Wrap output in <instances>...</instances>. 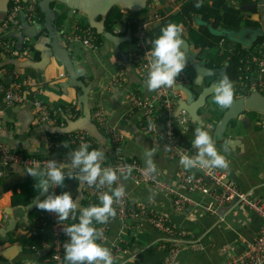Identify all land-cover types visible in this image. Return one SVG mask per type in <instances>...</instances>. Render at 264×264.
<instances>
[{"label": "crops", "instance_id": "obj_1", "mask_svg": "<svg viewBox=\"0 0 264 264\" xmlns=\"http://www.w3.org/2000/svg\"><path fill=\"white\" fill-rule=\"evenodd\" d=\"M134 1L135 6L142 4L141 0ZM188 1L146 0L144 8L136 12L119 6L112 7L111 10L118 8L123 14L120 21L113 23L112 32H108L116 39L110 41L98 34L100 39H97V46L94 49H86L74 41L78 28L90 27L86 15L57 2L50 4L57 14L53 25L56 33H59L61 44L67 48L70 60L79 72L80 80L89 88L88 103L91 114L101 107L108 123L122 133L124 143L121 146V155L125 160L136 161L146 169L145 153L150 148L155 149L152 160L156 171L152 174L172 185L176 184V162L169 158L165 141V120L168 117L175 120L180 110H191L202 90L211 84L215 85L223 77L221 73L201 76L192 65L200 63L208 70H221L228 65L229 51L247 49L254 46L258 39L264 40V0L253 2L226 0L228 6L239 10L240 15L254 22V25H242L238 29L222 25L213 28L230 32L229 38H222L223 40L214 47L199 49L195 46L190 32H198L201 28L208 29L207 26H210L200 16H192L173 23L180 27L187 65L179 76L180 82L171 88L165 87L174 103L172 111L167 113L158 107L154 130H151L141 110L134 109L125 99V95L131 91L142 99L149 98L153 93L147 90L146 83L141 80L128 59L130 53L138 50L134 39L136 29L131 33L127 27L128 20H133L136 28L147 24L144 41L145 50L150 55L151 41L160 34L163 27L167 26L163 25V21L179 14ZM11 3L12 0H9L6 6V3L2 4L0 0V22L6 17ZM210 3L211 0H208V4ZM39 10L35 21H29L24 13H20L18 15L20 29L7 35L14 40L18 51L27 53L21 58H14L0 51V82L6 86L14 81L23 83L29 98H41L45 104L52 106L58 115L54 124L40 123L30 103L10 107L0 96L2 125L0 143L26 156L54 160L58 164H67L70 168V153L76 147L67 144L57 151L50 152L47 149L48 139L58 141L56 136L52 135H64L62 131L68 123L82 116V108L78 101L81 91L71 84L66 85L67 74L63 65L53 57H48L52 42L46 34V28L43 27L45 15L40 8ZM106 17L96 19L102 23L105 32ZM60 18H63L61 23ZM120 30L123 32L115 33ZM71 109L77 113H72ZM187 110L185 111L188 112ZM225 111L226 108L214 102V95L210 96L204 106L196 111L194 109L193 113L190 112L192 117L190 116L187 130L179 132L181 143L190 147L195 130L201 127L207 130L212 135L218 152L225 155L229 161L228 168L215 169L225 172L241 191L251 192L255 198L264 199V115L245 112L240 119L230 122L221 137L215 138V126ZM78 113L80 115L74 118ZM75 131H82L88 135L95 144L93 149L104 151L102 167L113 160L115 155L113 147L92 119L89 124H83L81 129ZM196 151L197 149L193 150L189 155H194ZM26 168L0 163V173L3 175L0 180V251L12 245L23 248L19 255L17 249L11 250L8 258L0 255L2 258L0 264L29 262L51 264L49 256L52 249L51 228L37 227L35 217L31 215L32 212H25V206H12L14 193H20L23 186L36 185L33 177L26 172L21 174ZM205 170L197 168L193 173L204 175ZM120 179L127 191L130 204L149 202L152 209L166 217L169 224L185 232L186 235L180 240L181 251L176 264H219L239 253L245 243L252 240L263 226V220L247 208L233 205L217 206L211 199L194 193L188 195L196 205L177 211L172 207L168 194L148 186H135L125 176H120ZM80 183L74 178H66L61 188L63 191L71 192L74 198L80 197L79 208L88 207L90 203L85 192L86 184L81 186ZM112 189L113 184L110 187L105 185V192H111ZM79 208L76 217L72 218V223L78 222ZM13 219L16 227L7 232L6 228L13 227L11 224ZM93 223L94 226L98 225L95 221ZM128 224L123 225L115 220L104 223L108 235L103 244L111 249L112 243L121 238L125 242L124 248L127 249L128 257L125 264H160L165 255L162 248L164 235L156 231L146 218ZM34 235L40 236L42 244L38 250L29 253L26 248L27 240Z\"/></svg>", "mask_w": 264, "mask_h": 264}, {"label": "built area", "instance_id": "obj_2", "mask_svg": "<svg viewBox=\"0 0 264 264\" xmlns=\"http://www.w3.org/2000/svg\"><path fill=\"white\" fill-rule=\"evenodd\" d=\"M40 0H26L21 3L20 0H12L11 6L6 17L0 22V51L9 57L21 58L27 52H20L15 46L12 38L8 34L20 29L18 15L24 13L29 21H35L38 16V3ZM255 1V0H249ZM147 24L136 28L134 39L138 50L130 53L128 59L131 65L137 71V74L146 82L147 72L150 68L151 56L145 50L144 32ZM123 31H115L120 34ZM74 41L79 42L86 49H94L97 46L96 31L90 27H81L75 33ZM249 51L238 52V66L235 70L234 81H232L234 94L236 98L248 96L252 92L264 94V40L247 48ZM235 52V51H234ZM232 53L229 51V54ZM229 60V57H228ZM178 77V82H180ZM118 84H120L117 81ZM0 96L5 104L10 107H19L30 103L36 114V119L40 123L54 124L58 115L57 111L48 104H45L39 97L29 98L24 90L23 83L14 81L6 86L0 82ZM125 99L134 109L141 110L146 123L154 130V121L157 117L156 109L159 107L163 111L170 113L174 103L169 96V91L165 87L154 90L147 99H142L134 92H128ZM92 121L108 138L114 149V158L110 163L103 167H110L117 172V180L113 182V189L124 185L120 176H125L128 181L135 186H148L154 190L164 192L171 197L172 207L179 211L187 206H195V202L189 197V193L199 194L205 198L211 199L217 206L233 205L244 207L255 213L263 220V226L258 234L250 241L245 243L244 248L233 257L225 259L219 264H264V199H258L252 196L251 192L241 191L237 184L231 180L223 171L215 168H209L204 171V175H195L193 169H185L180 164V158L183 155H189L196 150L193 146L186 147L181 143L180 130L186 131L190 116L185 110H180L175 118L171 120L168 117L165 120V141L168 148L169 158L176 162V184L168 182L148 173L138 162L125 160L121 155V146L124 143V136L114 127H112L106 118L104 110L99 107L91 114ZM212 129V126H211ZM0 130L2 125L0 123ZM178 130V131H177ZM67 135L65 141H56L48 139V151H57L67 144L76 149L83 143H88L90 150L94 147L93 140L82 131L71 132ZM0 163L3 165L15 164L30 167L39 164L46 168L48 159H39L26 156L23 153L11 150L8 146L0 143ZM131 172H128V168ZM3 175L0 173V180ZM56 194L63 192L60 186L50 189ZM86 196L90 205L99 204V197L105 193V185H85ZM113 208L116 215L109 220H115L123 225H129V222H136L146 218L150 225L165 237L162 248L165 255L160 264H176L177 257L181 251L180 240L186 235L184 231L168 223L166 217L156 213L149 202L130 204L127 191L124 188V195L118 200L114 199ZM36 226L44 229L51 228L52 231V249L50 255L51 264H65L64 245L67 243V235L63 227L72 224V218L59 221L54 213L42 210L35 216ZM101 231L102 236L98 242L103 243L108 235L107 227L103 224L95 225ZM125 242L118 238L111 245V253L114 258V264H125L127 262V249L124 248ZM126 255V257H125Z\"/></svg>", "mask_w": 264, "mask_h": 264}, {"label": "clouds", "instance_id": "obj_3", "mask_svg": "<svg viewBox=\"0 0 264 264\" xmlns=\"http://www.w3.org/2000/svg\"><path fill=\"white\" fill-rule=\"evenodd\" d=\"M184 41L180 36V27L169 23L163 27L160 34L151 41L150 68L147 72L146 88L149 92L162 87L171 88L178 83V77L187 65V56L182 45ZM214 102L222 108H228L233 102V84L227 75H224L214 87ZM192 146L197 149L194 155H183L180 164L185 169L205 170L209 168H228L229 161L225 155L218 152L212 135L205 129L197 128ZM155 149L150 148L146 153V171L154 173L156 166L152 156ZM225 152L227 149L225 148ZM105 153L99 149H91L88 143H83L70 153V168L67 164H58L48 160L46 168L34 164L21 171L36 180L38 192L47 193L43 199L36 200V208L55 214L59 221L75 218L79 208L80 197H73L69 191L56 194L50 189L63 186L66 178L79 180L80 185H107L111 186L117 180V172L110 167H102ZM67 169V170H66ZM131 172V168H128ZM38 178V179H37ZM80 191V188H78ZM124 195L123 186L103 193L99 204L79 208V219L63 227L67 235L64 245L65 264H114L110 249L98 242L102 233L94 226L107 223L110 217L116 215L113 208L114 199L118 200ZM30 264V262H29Z\"/></svg>", "mask_w": 264, "mask_h": 264}, {"label": "water", "instance_id": "obj_4", "mask_svg": "<svg viewBox=\"0 0 264 264\" xmlns=\"http://www.w3.org/2000/svg\"><path fill=\"white\" fill-rule=\"evenodd\" d=\"M9 0H1V3L8 4ZM23 2L26 0H22ZM142 4L135 6L134 0H40L38 3L39 8L41 9L42 13L45 15V21L43 27L46 28V34L51 38V47L49 52V58H54L58 62L63 65V68L67 74V84L66 85H73L80 89L81 94L79 96V104L82 108V116L77 119L76 121H70L67 127L62 131L63 134H69L74 132L77 129H81L83 124H89L91 119V109L88 103V94L89 88L86 86L84 81L80 80L79 72L74 67V64L70 60V54L67 48L62 45L61 38L58 36L59 33H56V29L54 28L53 22L57 18V14L51 8V3H60L64 6L80 11L86 15L88 18V24L90 28L94 29L97 34L102 35L106 39L113 41L115 40V36L111 33L105 32L104 27L101 22H97L96 19L98 17H105L109 13L112 7L119 6L121 8L130 10L132 12L140 11L146 5V0H141ZM201 23H203L201 21ZM206 25V23H203ZM210 34L216 37L221 38H229L230 32L224 29H213L210 26H207ZM252 47V46H251ZM248 47V48H251ZM46 56V55H45ZM46 58V57H45ZM192 67L196 71L197 74L204 76V75H214L217 73H221L223 76L227 75V67L228 65L224 66L221 70H208L204 68L200 63L193 64ZM214 84L204 88L201 94L198 96L197 100L193 103V107L189 111L187 109L189 116L195 111L206 103V101L210 98V96L214 95ZM245 112H254L257 114L264 115V94L258 92H252L248 96L236 98L235 94L233 96V102L230 107L226 108V111L223 113L222 117L218 121L215 126V138L221 137L224 132L226 131L228 125L233 120L240 119V116L243 115ZM191 114V115H190ZM192 117V116H191ZM47 193L39 192L32 201L24 207L26 213H31L36 210L35 201L43 199ZM13 227L6 228L7 232H10L15 229L16 224L15 220L13 219L11 222ZM6 232V233H7ZM18 250V255L22 253L23 248L19 245H12L8 248L3 249L0 251V255L5 258H8V254H10L11 250Z\"/></svg>", "mask_w": 264, "mask_h": 264}, {"label": "trees", "instance_id": "obj_5", "mask_svg": "<svg viewBox=\"0 0 264 264\" xmlns=\"http://www.w3.org/2000/svg\"><path fill=\"white\" fill-rule=\"evenodd\" d=\"M38 12L40 10L38 9ZM192 16H200L204 22L209 24L212 28H218L220 25L223 27H229L238 29L241 28L242 25L250 26L254 25V22L249 21L248 19H244L240 15V11L233 8L232 6H228L226 4V0H211V3L208 4V0H189L184 4L179 14L175 17H169L163 21V25H168L169 23L181 22L185 18H189ZM123 14H121L118 8H113L107 15L105 20V30L107 32H112L111 27L114 22H118L122 19ZM63 18H60L59 22L61 23ZM128 29L133 33L136 29L135 23L133 20L129 19L127 24ZM192 38L194 39L195 46L199 49L214 47L218 44L219 41L223 40L222 38L213 37L209 30L205 28H201L198 32H190ZM97 39H100V36L96 33ZM263 39H258L255 45L261 43ZM249 51V49H238L235 52L228 54V68L227 73L229 79L234 81L235 70L238 66V52ZM71 112L74 113V109H71ZM77 113V112H75ZM79 113L74 117L76 118ZM52 136H56L58 141L66 140L67 135L54 134ZM110 163V162H109ZM60 189L61 186H60ZM38 188L30 186H23L20 190V193H14L12 196V206H26L31 200L38 194ZM42 210L36 209L31 215L35 217ZM42 244V240L40 236H32L27 240V250L29 253L35 252L39 249ZM51 255V254H50ZM49 255V256H50ZM0 259H2L0 257ZM51 263V262H50Z\"/></svg>", "mask_w": 264, "mask_h": 264}]
</instances>
